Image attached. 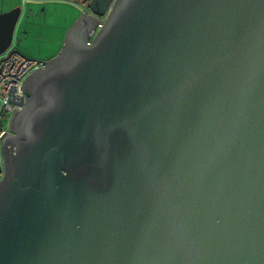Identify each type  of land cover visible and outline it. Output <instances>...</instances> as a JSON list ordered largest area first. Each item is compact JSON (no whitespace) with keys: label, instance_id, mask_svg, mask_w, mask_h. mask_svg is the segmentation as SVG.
Returning a JSON list of instances; mask_svg holds the SVG:
<instances>
[{"label":"water","instance_id":"obj_1","mask_svg":"<svg viewBox=\"0 0 264 264\" xmlns=\"http://www.w3.org/2000/svg\"><path fill=\"white\" fill-rule=\"evenodd\" d=\"M41 63L8 94L0 264H264V0H88Z\"/></svg>","mask_w":264,"mask_h":264},{"label":"rangeland","instance_id":"obj_2","mask_svg":"<svg viewBox=\"0 0 264 264\" xmlns=\"http://www.w3.org/2000/svg\"><path fill=\"white\" fill-rule=\"evenodd\" d=\"M79 0H0V13L20 7L11 49L25 57L48 60L60 49L65 31L83 11Z\"/></svg>","mask_w":264,"mask_h":264},{"label":"built area","instance_id":"obj_3","mask_svg":"<svg viewBox=\"0 0 264 264\" xmlns=\"http://www.w3.org/2000/svg\"><path fill=\"white\" fill-rule=\"evenodd\" d=\"M21 3H25V0H21ZM42 66L41 60L25 57L17 51L0 61V136L8 130L13 114L20 109L8 102L10 90L13 89L16 96H23L21 91L23 80L32 71ZM1 174L2 162L0 156V178Z\"/></svg>","mask_w":264,"mask_h":264},{"label":"trees","instance_id":"obj_4","mask_svg":"<svg viewBox=\"0 0 264 264\" xmlns=\"http://www.w3.org/2000/svg\"><path fill=\"white\" fill-rule=\"evenodd\" d=\"M80 1V3H82L83 5H86V2L88 1V0H79Z\"/></svg>","mask_w":264,"mask_h":264},{"label":"flooded vegetation","instance_id":"obj_5","mask_svg":"<svg viewBox=\"0 0 264 264\" xmlns=\"http://www.w3.org/2000/svg\"><path fill=\"white\" fill-rule=\"evenodd\" d=\"M88 2V1H87ZM87 2H86V5H87ZM86 5H84V6H86Z\"/></svg>","mask_w":264,"mask_h":264}]
</instances>
